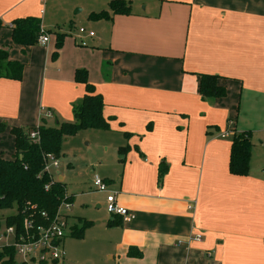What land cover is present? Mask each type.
<instances>
[{
    "label": "crops",
    "instance_id": "0c3cea01",
    "mask_svg": "<svg viewBox=\"0 0 264 264\" xmlns=\"http://www.w3.org/2000/svg\"><path fill=\"white\" fill-rule=\"evenodd\" d=\"M111 1L91 0L90 36L47 29V0H0V49L25 65L21 81L0 79V140L14 126L73 120L86 92L75 73L87 69L108 131L123 137V174L109 192L135 218L111 214L84 233L114 264H264V0H127L130 14H113ZM101 11L112 17L90 18ZM25 17L54 33L47 45L13 42L12 23ZM201 74L218 75L226 96L203 98ZM242 131L252 134L250 170L235 175L232 135Z\"/></svg>",
    "mask_w": 264,
    "mask_h": 264
},
{
    "label": "trees",
    "instance_id": "16d2710c",
    "mask_svg": "<svg viewBox=\"0 0 264 264\" xmlns=\"http://www.w3.org/2000/svg\"><path fill=\"white\" fill-rule=\"evenodd\" d=\"M110 9L113 14H130L131 3L127 0H112ZM112 15L107 11L93 13L91 19H109ZM12 40L21 46L37 45L40 35L47 31L42 27L41 19L37 17L17 18L13 21ZM57 49L63 46L64 34L55 32ZM54 58L57 56L55 53ZM25 65L20 61L11 60L7 49H0V79L21 81ZM218 75L201 74L200 92L203 98L224 97L226 88L218 84ZM75 80L85 84V95L82 101L74 105V122H58L55 126L30 127L25 131L23 127H12L15 136L16 152L11 159L0 157V210L17 208L14 215L6 218V225L14 222L21 227L26 215L37 221L49 222L52 219L66 195V185L63 181L53 180L45 172V156L52 154L56 158L62 157L61 144L65 136L75 135L81 129L110 130V122L104 116V100L96 94L95 88L88 81V71L79 68L75 73ZM6 129L0 123V132ZM32 131H38V138L30 137ZM126 136L129 134L125 133ZM127 147H120L124 154ZM252 155V134L250 131L235 132L232 135L229 169L235 175H248ZM167 171V165L162 163L159 168V180L162 182ZM70 198V199H69ZM66 200L72 201V196ZM46 215V217H44ZM92 224L83 221V226L72 227L73 236L83 237L85 230ZM112 223H109L111 225ZM16 250L13 246L0 247V264H17ZM129 256L139 257L141 253L131 248Z\"/></svg>",
    "mask_w": 264,
    "mask_h": 264
},
{
    "label": "rangeland",
    "instance_id": "374dc122",
    "mask_svg": "<svg viewBox=\"0 0 264 264\" xmlns=\"http://www.w3.org/2000/svg\"><path fill=\"white\" fill-rule=\"evenodd\" d=\"M90 2L91 0H47L44 4L47 14L43 19V24L47 29H56L72 34L78 33L79 28L87 26L86 15ZM83 8L85 11L79 12V9ZM47 112L49 110L45 112L44 118H48ZM74 121L75 116L73 120H67V122ZM48 123L51 126L57 125L54 120ZM24 129L28 131V127H24ZM10 135L12 137L8 136L0 140L3 151L1 157H4L5 154L7 158H11L16 151V139L11 129ZM4 142L8 147L12 146L14 150H5ZM122 142L123 137L120 133L98 129H81L75 135L65 136L63 139L61 150L64 155L61 157L59 167L52 168V173L56 179L64 176L67 184L66 194H74L73 207L70 211L73 217H69L71 227L77 224L81 228L83 221L95 222L98 225L99 220L111 215L106 209L108 193L96 190L94 177L98 175L104 180L107 179L108 191L113 190L115 183L123 174L121 170L123 163L119 161L121 156L117 152ZM69 163H71L70 167L67 166ZM16 212V207L0 210V232L6 229V218ZM84 234V238H80L73 236L71 230L67 231L65 238L66 260L59 264H114L102 244L94 240L95 235L88 231ZM12 239L10 237L1 240L0 246L8 244ZM24 260L21 254L16 253L17 264H21Z\"/></svg>",
    "mask_w": 264,
    "mask_h": 264
},
{
    "label": "built area",
    "instance_id": "2783aa9c",
    "mask_svg": "<svg viewBox=\"0 0 264 264\" xmlns=\"http://www.w3.org/2000/svg\"><path fill=\"white\" fill-rule=\"evenodd\" d=\"M43 12L42 10V13ZM87 32L88 31L84 27L79 28L80 34L83 35ZM88 33L90 36L94 35L92 31ZM49 42L50 36L44 33L38 38L37 44L45 46ZM46 116L50 118L52 117V113L49 111L46 113ZM228 136H230V132L225 131L222 133V137ZM30 137L34 139L38 138V131H32ZM45 158V172H47L53 180H58L52 173V168L59 167V158H56L52 154H47ZM94 186L97 191L108 193L106 209L110 214L121 216L124 221H131L135 218L134 213L117 202L116 194L108 191V183L98 175L94 177ZM69 197V194L65 195V199L61 201L55 216L50 219L49 222H40L26 215L21 222L20 228H18V223L14 222L10 226L6 225L5 231L0 232V242L3 239L13 238L11 242L3 246H13L16 252L21 254L25 259L21 264H27L29 262L35 264H53L65 258L66 250L64 247V240L67 231L72 230L69 224V217L73 204L71 200H66V198ZM188 208H193V203H190ZM44 217H46V215H44ZM197 240H200V235L197 236Z\"/></svg>",
    "mask_w": 264,
    "mask_h": 264
},
{
    "label": "water",
    "instance_id": "95a60500",
    "mask_svg": "<svg viewBox=\"0 0 264 264\" xmlns=\"http://www.w3.org/2000/svg\"><path fill=\"white\" fill-rule=\"evenodd\" d=\"M63 179H62V177L60 178V181H62Z\"/></svg>",
    "mask_w": 264,
    "mask_h": 264
}]
</instances>
